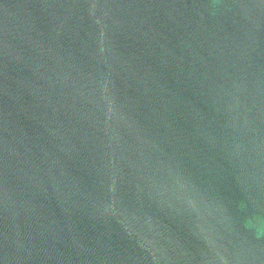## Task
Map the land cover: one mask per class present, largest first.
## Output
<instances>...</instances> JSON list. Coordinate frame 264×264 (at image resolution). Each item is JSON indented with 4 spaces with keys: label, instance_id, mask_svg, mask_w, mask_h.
<instances>
[{
    "label": "water",
    "instance_id": "water-1",
    "mask_svg": "<svg viewBox=\"0 0 264 264\" xmlns=\"http://www.w3.org/2000/svg\"><path fill=\"white\" fill-rule=\"evenodd\" d=\"M0 264H264V0H0Z\"/></svg>",
    "mask_w": 264,
    "mask_h": 264
}]
</instances>
